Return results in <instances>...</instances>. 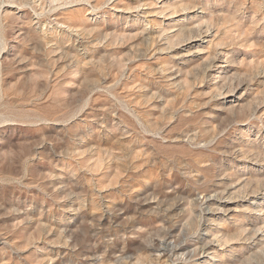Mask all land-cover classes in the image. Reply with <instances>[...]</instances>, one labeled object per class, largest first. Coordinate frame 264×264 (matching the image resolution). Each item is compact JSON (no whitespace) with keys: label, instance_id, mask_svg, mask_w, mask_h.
Returning a JSON list of instances; mask_svg holds the SVG:
<instances>
[{"label":"rangeland","instance_id":"obj_1","mask_svg":"<svg viewBox=\"0 0 264 264\" xmlns=\"http://www.w3.org/2000/svg\"><path fill=\"white\" fill-rule=\"evenodd\" d=\"M263 118L264 0H0V264H264Z\"/></svg>","mask_w":264,"mask_h":264},{"label":"bare ground","instance_id":"obj_2","mask_svg":"<svg viewBox=\"0 0 264 264\" xmlns=\"http://www.w3.org/2000/svg\"><path fill=\"white\" fill-rule=\"evenodd\" d=\"M58 1V0H57ZM56 9V8H55ZM19 11V10H18ZM193 16V15H192ZM187 17V16H186ZM189 18V17H188ZM191 18V17H190ZM180 20V18H179ZM183 20V19H182ZM176 21V20H175ZM184 21V20H183ZM177 25V24H176ZM179 25V24H178ZM209 34V33H208ZM201 35V34H200ZM201 40V39H200ZM194 41V40H193ZM218 53V52H217ZM226 53V52H225ZM221 54V53H220ZM219 56V55H218ZM222 56V55H221ZM225 57V56H224ZM230 61V60H229ZM224 62H227L225 59L224 60H220V58H217V60L215 61V67L217 68V71L219 73L218 77H221V78H224L227 74L228 71V68H227V65L223 64ZM230 65V64H229ZM216 74V73H215ZM218 79V78H217ZM229 89V88H228ZM227 89V90H228ZM246 89V88H245ZM222 93V92H221ZM231 92H226L225 95L229 94ZM233 94V93H232ZM234 98H232V100H230L232 102V105L233 106H236V105H239L240 102H241V99H242V95L241 96H233ZM264 119V118H263ZM261 131V130H259ZM250 132V131H249ZM263 134V133H262ZM256 137V136H255ZM255 139V138H254ZM245 141V139H244ZM257 141V140H256ZM264 149V148H263ZM261 150V149H260ZM262 151V150H261ZM238 159V158H237ZM239 161H242L240 164H243V166L245 168H250V169H254L256 171H259L261 173L260 176H264V162L263 161H259V160H256L254 158H250V156L246 155V151H243L242 152V157L240 156L239 157ZM251 176V175H250ZM238 188V187H237ZM253 196H255L253 199L254 201L252 202V205H256L257 207H259L261 204V202L264 200V192L262 193H259V192H256L255 194H253ZM249 198V197H248ZM212 199L211 197L209 198V200ZM211 201V200H210ZM252 208V207H251ZM264 208V207H263ZM254 209V208H253ZM246 216V215H245ZM253 221H256V220H252ZM259 221V220H258ZM252 222L250 223V225L252 224ZM249 223V222H248ZM249 226V225H248ZM248 229H250V227H246ZM264 230V229H263ZM260 231V229L258 230ZM209 234V233H208ZM261 235V233H260ZM207 236V235H206ZM260 240H263L264 241V237H261ZM216 243H219L217 241L216 238H211L208 240L204 250H203V256L202 258H199L200 260L201 259H204L203 261H209L210 259V256L211 257V260H214L216 259L215 257L217 256L216 253V248H217V244ZM220 246V244L218 245ZM254 246V245H253ZM243 247H246V246H243ZM249 247V246H248ZM218 249V248H217ZM250 250V249H249ZM223 255V254H222ZM197 260V259H196ZM219 260V259H218ZM201 261V262H203ZM212 262V261H211ZM216 263V261H214ZM213 262V263H214Z\"/></svg>","mask_w":264,"mask_h":264}]
</instances>
